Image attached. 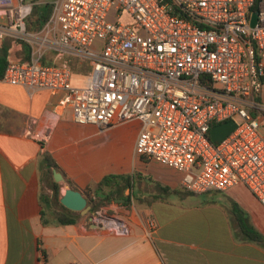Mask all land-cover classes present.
I'll return each instance as SVG.
<instances>
[{
  "label": "built area",
  "instance_id": "built-area-1",
  "mask_svg": "<svg viewBox=\"0 0 264 264\" xmlns=\"http://www.w3.org/2000/svg\"><path fill=\"white\" fill-rule=\"evenodd\" d=\"M255 2L58 0L38 38L27 30L33 4L0 0V45L23 40L31 52L30 62L10 61L0 81L64 91L60 106L78 124L105 130L139 121L137 154L180 172L183 190L244 185L264 208V0L252 27ZM48 48L68 59L43 62ZM74 60L91 67L81 87ZM229 121L236 129L214 143L211 129Z\"/></svg>",
  "mask_w": 264,
  "mask_h": 264
},
{
  "label": "crops",
  "instance_id": "crops-1",
  "mask_svg": "<svg viewBox=\"0 0 264 264\" xmlns=\"http://www.w3.org/2000/svg\"><path fill=\"white\" fill-rule=\"evenodd\" d=\"M44 28L30 33L44 38ZM8 40L16 41L7 38L1 45ZM10 53V61L27 62L26 52ZM65 59L48 48L42 61ZM77 63L73 84L81 87L87 74L74 72ZM64 96L0 81V264H264V208L244 185L226 193H189L181 188L180 172L137 154L141 122L105 130L78 124L71 108L60 106ZM45 155L58 166L53 180ZM55 171L65 179L60 197L67 188L84 195L110 175L128 177L129 183L118 180L119 186L107 189L115 196L107 208L79 213L78 223L60 226L53 203L41 198H52ZM233 204L261 239L242 233ZM42 213L50 224H43ZM116 224L123 226L121 233L113 232Z\"/></svg>",
  "mask_w": 264,
  "mask_h": 264
},
{
  "label": "trees",
  "instance_id": "trees-1",
  "mask_svg": "<svg viewBox=\"0 0 264 264\" xmlns=\"http://www.w3.org/2000/svg\"><path fill=\"white\" fill-rule=\"evenodd\" d=\"M35 4L33 7V13L27 20V30L28 32L38 33L40 32L48 23L53 6L52 4H45L43 6L37 5V2L40 0H32ZM261 0H256L252 11H258L259 5ZM16 42L24 44L26 49V58L27 62H30V46L28 43H25L23 40H16ZM11 45L9 43H3L0 46V79L3 78L7 65L11 60V53H10ZM77 64L79 67H74V72L79 73L82 72L83 74H88L91 70V67L88 63L80 62L77 60ZM75 66V65H74ZM44 163L49 167V173L53 180V169L58 168L57 164L52 161V159L45 155L43 159ZM123 182L124 184L129 183L128 177L124 176H106L100 183H98L95 187H89L84 191L85 197L88 199L89 205H91V212L96 213L100 211L103 207L109 206L115 200L114 194H111L107 191V189L112 188L114 185L119 186V181ZM53 197L50 198L48 195H42L41 198L43 203L46 205L51 206V204L55 201L57 205H59V209H55L54 211V219L56 225L66 226V225H73L79 222L81 216L78 212L71 211L60 204V184L53 182ZM53 205V204H52ZM233 214L235 217V221L242 231V233L248 238L252 240H259L261 239L260 234L255 231L253 226L250 224L249 219L244 215V213L239 209L238 205L233 204L232 206ZM45 213H42V220L44 225L50 224L44 218Z\"/></svg>",
  "mask_w": 264,
  "mask_h": 264
},
{
  "label": "water",
  "instance_id": "water-1",
  "mask_svg": "<svg viewBox=\"0 0 264 264\" xmlns=\"http://www.w3.org/2000/svg\"><path fill=\"white\" fill-rule=\"evenodd\" d=\"M258 21V12L254 11L251 16V26L254 27ZM236 123L229 121L220 125H216L211 129V139L214 143L218 144L225 140L235 129ZM54 180L57 183L64 182L63 175L57 171L54 172ZM60 204L74 212L82 215L91 213V206L88 199L79 190L67 188L65 193L59 199Z\"/></svg>",
  "mask_w": 264,
  "mask_h": 264
},
{
  "label": "rangeland",
  "instance_id": "rangeland-1",
  "mask_svg": "<svg viewBox=\"0 0 264 264\" xmlns=\"http://www.w3.org/2000/svg\"><path fill=\"white\" fill-rule=\"evenodd\" d=\"M41 1L44 2V3L53 4L56 0H41ZM123 19H124V20H128V18L126 17V15H124ZM129 22H130V20H129ZM131 24H133V22H131ZM7 43H9V44L11 45V48H12V49H16V51L20 50V51H24V52H26V49H25V45H24V44L18 43V42H16V41H11V40H8ZM25 43H28V42L25 41ZM17 49H18V50H17ZM76 77L80 78L79 75H76L75 78H76ZM81 77H82V76H81ZM260 132H261L262 134H264V120H263V123H262V127H261V129H260ZM50 195L53 197V193L50 194ZM53 206H54L55 209H59V208H60L59 205H57V204L55 203V201L53 202ZM54 208H53V209H54ZM103 208H107V206H105V207H103ZM91 213H92V212H91ZM87 216H88V214H87Z\"/></svg>",
  "mask_w": 264,
  "mask_h": 264
}]
</instances>
